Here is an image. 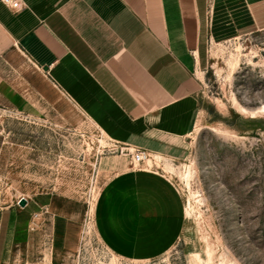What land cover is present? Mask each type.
<instances>
[{
  "label": "rangeland",
  "instance_id": "374dc122",
  "mask_svg": "<svg viewBox=\"0 0 264 264\" xmlns=\"http://www.w3.org/2000/svg\"><path fill=\"white\" fill-rule=\"evenodd\" d=\"M255 19L226 16L208 36L181 153L130 158L117 174L97 163L121 153L113 142L0 30V208L26 197L35 228L47 223L44 204L81 210L74 248L51 256L35 231L16 262L264 264V12ZM144 203L157 211L141 230L133 209Z\"/></svg>",
  "mask_w": 264,
  "mask_h": 264
},
{
  "label": "crops",
  "instance_id": "0c3cea01",
  "mask_svg": "<svg viewBox=\"0 0 264 264\" xmlns=\"http://www.w3.org/2000/svg\"><path fill=\"white\" fill-rule=\"evenodd\" d=\"M19 1L11 7L0 0V30L36 66L47 65L52 84L114 145L170 156L181 153L194 124L208 36L226 16L239 14L251 26L264 12V0H214L212 8L209 0ZM130 162L124 153L97 161L100 172L115 174ZM29 203L0 208V264H21L15 260L28 254L35 231L40 241L47 234L51 256L78 242L77 206L44 204L47 223L35 228ZM141 205L133 225L149 228L156 217L148 213L157 208Z\"/></svg>",
  "mask_w": 264,
  "mask_h": 264
},
{
  "label": "built area",
  "instance_id": "2783aa9c",
  "mask_svg": "<svg viewBox=\"0 0 264 264\" xmlns=\"http://www.w3.org/2000/svg\"><path fill=\"white\" fill-rule=\"evenodd\" d=\"M5 4L11 7H19L21 2L19 0H2ZM116 146V145H115ZM121 153L128 154L133 162L144 160L148 156V151L144 148L128 147L126 145L116 146ZM27 199V198H26Z\"/></svg>",
  "mask_w": 264,
  "mask_h": 264
},
{
  "label": "bare ground",
  "instance_id": "6f19581e",
  "mask_svg": "<svg viewBox=\"0 0 264 264\" xmlns=\"http://www.w3.org/2000/svg\"><path fill=\"white\" fill-rule=\"evenodd\" d=\"M263 108H264V105H263ZM154 155H156L158 157H161V155H159V154H154ZM149 162H150V158H147V163H149ZM190 173H191L190 163H185L184 164V169H183V172L181 173V175L187 180L190 177V175H191ZM188 204L191 207L192 203L190 201H189Z\"/></svg>",
  "mask_w": 264,
  "mask_h": 264
},
{
  "label": "water",
  "instance_id": "95a60500",
  "mask_svg": "<svg viewBox=\"0 0 264 264\" xmlns=\"http://www.w3.org/2000/svg\"><path fill=\"white\" fill-rule=\"evenodd\" d=\"M42 69L46 70L47 69V65H42ZM26 201H27L26 197L22 196V197L19 198L18 203L20 205H24L26 203Z\"/></svg>",
  "mask_w": 264,
  "mask_h": 264
}]
</instances>
